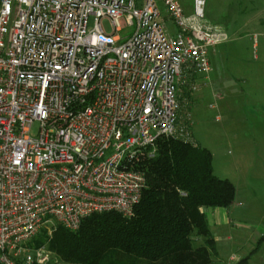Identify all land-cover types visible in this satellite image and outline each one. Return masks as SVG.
Instances as JSON below:
<instances>
[{"label":"built area","instance_id":"obj_1","mask_svg":"<svg viewBox=\"0 0 264 264\" xmlns=\"http://www.w3.org/2000/svg\"><path fill=\"white\" fill-rule=\"evenodd\" d=\"M207 3L0 0V264H48L46 247L28 246L43 229L134 214L142 162L183 136L179 75L210 72L230 39Z\"/></svg>","mask_w":264,"mask_h":264},{"label":"rangeland","instance_id":"obj_2","mask_svg":"<svg viewBox=\"0 0 264 264\" xmlns=\"http://www.w3.org/2000/svg\"><path fill=\"white\" fill-rule=\"evenodd\" d=\"M161 10L174 31L167 8L161 5ZM206 15L223 26L230 39L211 50L210 72L187 67L179 75L178 134L207 147L214 173L237 189L229 208L232 223L223 230L232 233L228 247L222 251L217 245L209 264H227L234 254L240 263L241 256L251 253L247 264H264V0H208ZM93 25L91 18L89 28ZM103 26L111 29L108 21ZM55 228L44 230L51 236ZM211 230L218 233L214 226ZM47 251L50 264H65Z\"/></svg>","mask_w":264,"mask_h":264},{"label":"trees","instance_id":"obj_3","mask_svg":"<svg viewBox=\"0 0 264 264\" xmlns=\"http://www.w3.org/2000/svg\"><path fill=\"white\" fill-rule=\"evenodd\" d=\"M141 168L147 184L132 216L95 213L76 230L43 229L28 246L47 245L65 264H209L217 244L206 210L229 208L234 183L214 173L207 147L184 136L161 137Z\"/></svg>","mask_w":264,"mask_h":264},{"label":"crops","instance_id":"obj_4","mask_svg":"<svg viewBox=\"0 0 264 264\" xmlns=\"http://www.w3.org/2000/svg\"><path fill=\"white\" fill-rule=\"evenodd\" d=\"M218 96L221 97L222 94L219 93ZM222 107L220 106L221 110H222ZM217 118L218 119H221V115L218 114L217 115ZM229 208L217 207V208H208L206 210L207 219H208V222H209V225H210V229H211V226H214V228H218V233L217 234L214 235L213 232H212V230H211V234H212V236L213 235L215 236V237L214 236L213 237H214V239L216 241V244L219 245L218 250H222V251H223V249L225 247H228L227 243H228L229 239L232 236L231 235L232 234L231 232L230 233H224V231H223L224 228H225V225L232 223V220H229V214H230L229 213V211H230ZM221 232H223V233H221ZM225 236H227L226 237L227 240L224 239ZM262 237H264V235H262ZM255 249H257V248H255ZM255 249L253 251H255ZM252 254L253 253H251L248 256H245V258L248 257V259L245 262V264H247L249 262ZM231 255H233V254H231ZM241 257L244 258V256H241Z\"/></svg>","mask_w":264,"mask_h":264}]
</instances>
